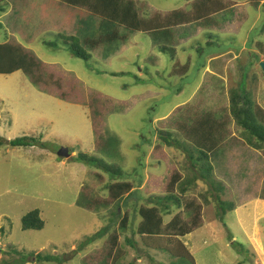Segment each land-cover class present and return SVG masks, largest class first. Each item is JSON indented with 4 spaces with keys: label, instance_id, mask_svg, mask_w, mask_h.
Wrapping results in <instances>:
<instances>
[{
    "label": "rangeland",
    "instance_id": "obj_1",
    "mask_svg": "<svg viewBox=\"0 0 264 264\" xmlns=\"http://www.w3.org/2000/svg\"><path fill=\"white\" fill-rule=\"evenodd\" d=\"M192 1L136 2L151 16L188 8ZM227 1L231 8L213 17L208 27L175 29L173 52H162L150 35L125 32L111 23L102 26L99 17L56 0L2 2L6 10L0 16V44L13 40L26 46L64 79L78 80V87L65 102L39 92L20 71L0 75V262L13 248L22 256L33 255L21 264H37L35 255L56 259L48 264H82L117 225L107 228L115 206L87 211L84 201L90 199L82 196L106 201L109 184L130 181L136 194L127 203L133 209H128L130 222L118 239L124 253L117 264L139 263L135 258L144 249L138 245L132 250L123 241L133 239L139 221L134 209L150 197L161 199L175 170L185 185L191 182L188 195L199 197L202 205L201 227L181 239L195 264H264V200L259 199L264 149L252 150L235 122L228 123V137L210 159V179L223 187L218 198L233 206L221 215L215 193L190 169L186 152L160 143L156 132L163 119L170 115L172 125L187 109L228 111L230 88H238L239 95L250 93V100L264 109V55L256 48V42L264 41V0ZM113 31L124 34L126 41L108 43L105 52V47L84 46L91 37ZM57 35L76 37L91 55L88 61L72 56L69 47L55 41ZM188 58V73L170 77L173 65ZM91 117L106 142L100 150ZM169 131L184 146L178 131ZM21 137L34 139L32 147L8 146ZM62 148L70 150V157L57 156ZM78 154L117 166L122 178L73 160ZM32 210L39 211L42 229L22 230L21 217ZM169 210L164 224L179 212L175 206ZM97 232L100 238H94ZM88 237L92 241L84 243ZM140 258V264H180L162 252L149 251Z\"/></svg>",
    "mask_w": 264,
    "mask_h": 264
},
{
    "label": "trees",
    "instance_id": "obj_2",
    "mask_svg": "<svg viewBox=\"0 0 264 264\" xmlns=\"http://www.w3.org/2000/svg\"><path fill=\"white\" fill-rule=\"evenodd\" d=\"M3 1L5 0H0V16L6 10L5 6L2 5ZM56 1L62 6L82 9L93 17H99L101 19L100 23H104V26L111 23L113 27L120 28L125 32L150 35L159 44L162 52H173L175 50V37L173 33L175 29L189 25L203 24L207 26L212 23V17L226 12L232 6V2L227 0H193L188 5V8H180L165 13L153 12L151 16H146L137 7V0ZM207 30L210 29L207 28ZM262 31L263 28L260 32ZM57 36V40L55 41L62 46L69 47L72 56L88 61L91 55L79 47L76 37ZM59 38L62 42L58 40ZM91 39L90 44L86 42L84 46H88L89 49L105 47V52L108 43L120 42V44H123L126 41V36L113 31L105 33L102 38L91 37ZM256 48L260 55H264V41L256 42ZM190 67L191 61L189 58L183 64L175 63L169 76L183 77L188 73ZM17 71L22 72L30 85L35 87L39 92L62 101H70L77 92L78 80L75 78L64 79L56 73L54 68L39 60L26 46L17 44L13 40H7V42L0 44V75H9ZM65 89L68 91L66 92ZM229 95L228 111L225 109L220 112L210 109H204L203 111L185 109V113L181 115L178 121L170 125L168 121L169 115L162 120V122L166 120L164 123H159L163 125V128H159L156 131L160 143L168 147L179 148L186 152L190 169L194 171V174L196 173V176L200 180L208 183L210 192L215 193V200L219 204L218 208L221 211V215L227 209L232 210L233 206L220 201L218 198L223 187L221 183H214L210 179L212 173L210 159L212 154L227 139L226 127L228 123L230 121L235 122L242 130L241 134L245 139L246 145L252 150L258 151L264 149V109L250 100V93L242 92L239 95L238 88H230ZM95 96H97L96 100L101 98L99 94ZM90 121L95 139V147L98 150L103 149L106 142L98 134L99 131L92 117ZM172 127L182 137L184 146L178 140L173 139L172 133L169 131ZM30 143H34V139L21 137L8 141V146L11 148L32 147ZM73 160L97 166L116 178H122L123 176L117 166L103 163L94 157L78 154ZM188 184H191V182L187 181V185H185L182 182L180 173L174 170L167 177L166 185L162 190L164 196L161 199L150 197L146 204H141L134 209L139 221L135 224L133 234L131 235L132 237L135 235L140 237L143 247L147 250L166 253L172 260H177L180 264H195L193 257L179 239L193 233L202 224L200 217L202 205L198 201L199 197L196 198L188 195ZM107 192L108 199L106 201L82 196V198L90 199L84 201V207L87 211L95 209L104 210L115 206V210L111 212L110 217L112 218L108 219L109 225L107 228L113 227L117 222L116 228L114 229L113 227V230L108 233L106 240L102 243V248L84 256L82 264H117L123 256L124 252L118 245V239L127 230L129 225L130 213L128 209L133 208L132 206H128L127 203L132 200L131 197H133V194H136V191L130 181H119L109 184ZM200 198L202 200L204 198L205 200L204 196ZM259 199L264 200V182L261 185ZM135 205L137 206V202ZM171 206H175L179 212L172 215L170 220L164 224L163 216L171 215L169 210ZM42 226L43 221L40 218L38 210L27 212L21 217L22 230H40ZM100 237V232L94 235V238ZM228 238L230 240L231 236ZM91 241L92 238L88 237L84 243ZM123 241L125 244L133 247L131 238L125 237ZM10 249L12 251L5 253L7 254V259H3L0 264H21L26 259L33 258V255L22 256L20 253H16L15 249ZM34 257L37 264H48L56 261L52 256L35 255Z\"/></svg>",
    "mask_w": 264,
    "mask_h": 264
},
{
    "label": "crops",
    "instance_id": "obj_3",
    "mask_svg": "<svg viewBox=\"0 0 264 264\" xmlns=\"http://www.w3.org/2000/svg\"><path fill=\"white\" fill-rule=\"evenodd\" d=\"M215 17V16H214ZM213 18V17H212ZM226 53H229V52H225V53H221V54H226ZM221 54H219V55H221ZM186 236H188V235H186ZM185 236V237H186ZM184 238V237H183ZM183 238H180L179 240L181 241V239H183ZM133 241H132V244H133V247L132 246H130V245H128V244H125L128 248H130V249H134V246H138V245H140V247L142 248V249H144V251L143 252H141L140 253V257H145L146 256V253L147 252H149V250H147L146 248H144L143 247V245H142V241H141V238L140 237H138V236H135V237H133V239H132ZM182 242V241H181ZM182 244L184 245V243L182 242ZM185 246V245H184ZM185 248H186V246H185ZM187 249V248H186ZM151 253H157V251H153V250H151L150 251ZM140 257H136L135 259H136V261L137 262H139V263H135V264H140V262H141V258ZM170 257V256H169ZM171 258V257H170Z\"/></svg>",
    "mask_w": 264,
    "mask_h": 264
},
{
    "label": "water",
    "instance_id": "obj_4",
    "mask_svg": "<svg viewBox=\"0 0 264 264\" xmlns=\"http://www.w3.org/2000/svg\"><path fill=\"white\" fill-rule=\"evenodd\" d=\"M261 65H264V62L261 63ZM70 150L68 148H62L58 151L57 156L61 158H68L70 157Z\"/></svg>",
    "mask_w": 264,
    "mask_h": 264
}]
</instances>
